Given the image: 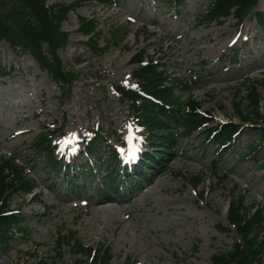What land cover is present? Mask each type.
<instances>
[{
	"label": "rangeland",
	"instance_id": "1",
	"mask_svg": "<svg viewBox=\"0 0 264 264\" xmlns=\"http://www.w3.org/2000/svg\"><path fill=\"white\" fill-rule=\"evenodd\" d=\"M42 1L52 6L78 0ZM262 2L256 0L241 21L228 15L198 25L208 0H183L181 7L173 0L79 1L60 23L67 41L58 56L62 66L74 72L66 94L29 55L0 41V158L13 155L35 185L33 195L9 199V208L18 212L27 231L14 233L0 247V264H75L84 259L74 254L76 243L109 247L108 264H210L212 253L227 251L235 233L216 228L226 225L227 201L239 196L243 205L264 211V169L239 155L257 141V133L245 127L217 157L214 146L194 131L175 140L169 155L148 167L135 184L118 178L120 189L104 194L98 183L108 151H117L114 169H119L140 154L144 142L127 103L111 86L134 85L131 71L136 64L130 58L142 51L144 59L159 62L169 78L188 84L182 99L190 96L199 102V110L211 118L209 125L237 120L232 108L241 98L239 108L245 112L244 86L255 84L262 97L264 23L253 13H264ZM78 17L96 22L93 37L103 52L86 45ZM259 104L264 116V101ZM40 131L54 133L53 153L61 166L53 172L28 147ZM94 132L103 143L99 158L90 163L78 149ZM258 150L256 157H264V145ZM64 164L73 168L70 181L63 178ZM76 166L89 172L77 176ZM220 174L226 177L221 180ZM191 176L200 178L195 187L189 184ZM104 196L122 202L107 203L114 222L109 213H95L92 201ZM66 237L72 239L70 245ZM59 240L64 244L57 248Z\"/></svg>",
	"mask_w": 264,
	"mask_h": 264
},
{
	"label": "trees",
	"instance_id": "2",
	"mask_svg": "<svg viewBox=\"0 0 264 264\" xmlns=\"http://www.w3.org/2000/svg\"><path fill=\"white\" fill-rule=\"evenodd\" d=\"M79 1L88 0L52 6H46L42 0H0V41L7 42L12 50L20 54L29 55L51 81L59 88L65 89V94L68 92L74 72L65 69L58 56V49L67 41V32L60 28V23ZM255 3L256 0H208L203 12L198 14L197 23L206 25L228 15L233 16L236 21H241L252 11ZM173 5L181 7L183 0H173ZM253 13L258 23H264V13L255 11ZM77 24L79 32L87 36L86 45L94 52H103V48L97 47L98 44L93 37L96 22L93 19L78 17ZM144 57L142 51H137L130 58L131 63L136 64L131 71L135 87L125 84L111 86L116 97L127 103L135 126L144 132L142 150L131 164H122L119 169H114V163L118 158L117 151L113 148L108 151L104 174L98 183L102 193L107 194L111 190L120 189L116 185L118 178L125 179L127 185L135 184L138 176L144 175L148 167L169 155L175 140L186 138L194 131L202 134L201 140L208 141L214 146V153L218 157L232 147L235 138L244 132L245 127H249L257 133V141L251 143L248 149L241 151L239 155L252 158L260 169H264V157H256L258 149L264 145V116L259 111V102L261 99L264 101V76L260 80L262 97L255 84L243 87L246 110L245 112L240 110L239 98L232 108L237 120L227 119L209 125L211 118L208 113L199 110V102L190 96L186 100L182 99L188 84L176 78H169L159 62ZM239 92L241 90L237 91ZM172 124L175 128H172ZM53 134V131H40L28 143L31 151L42 158L44 165L51 172L61 166L53 153L56 146L52 142ZM101 139L97 132H94L79 146L78 151L88 162L93 157L99 158L98 149L103 143ZM63 167H65L63 178L69 180L73 168L68 164H64ZM79 168L77 167L74 172L77 176L89 172V168L84 166ZM218 177L222 180L226 176L220 174ZM189 179L191 187H195L200 181L199 176H191ZM34 188V181L24 176L23 168L14 163L13 155L0 158V247L4 246L5 241L14 233L27 231L18 212L9 208V199L12 195H33ZM225 218V227L217 226V231H233L236 240L227 251L212 253L209 258L210 264H264L263 209L256 205H243L242 197H231L227 201ZM62 236L63 234L59 235ZM71 241L70 237H66L67 245H70ZM62 244H64L62 240L57 241V248ZM74 247V254L84 258L75 264H108L112 257L110 248L104 244L84 247L81 243H76ZM52 264L57 263L53 260Z\"/></svg>",
	"mask_w": 264,
	"mask_h": 264
},
{
	"label": "bare ground",
	"instance_id": "3",
	"mask_svg": "<svg viewBox=\"0 0 264 264\" xmlns=\"http://www.w3.org/2000/svg\"><path fill=\"white\" fill-rule=\"evenodd\" d=\"M263 0H258V4L261 3ZM263 3V2H262ZM154 182L152 183H149L146 187L148 188L150 185H153ZM152 188V186H151ZM133 198V196H131L128 201ZM67 199H64V201L66 202ZM111 202V201H117L116 199H110V197H107V196H104V198H101V199H96L95 201H92L93 205H94V209H95V213L98 214V212H104L105 214L109 213V216H108V219L109 221H112L114 222L115 219L112 217V211H113V208L108 205L107 203L108 202ZM118 203H122L120 201H117ZM99 223H102V220L99 221ZM103 227H105V223H103Z\"/></svg>",
	"mask_w": 264,
	"mask_h": 264
},
{
	"label": "snow or ice",
	"instance_id": "4",
	"mask_svg": "<svg viewBox=\"0 0 264 264\" xmlns=\"http://www.w3.org/2000/svg\"><path fill=\"white\" fill-rule=\"evenodd\" d=\"M233 43H235V41H233ZM132 87H135V85H132ZM71 135H72L73 137H75L76 134H75V133H72Z\"/></svg>",
	"mask_w": 264,
	"mask_h": 264
}]
</instances>
